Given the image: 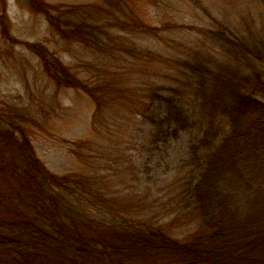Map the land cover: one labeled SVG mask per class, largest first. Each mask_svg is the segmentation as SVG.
Wrapping results in <instances>:
<instances>
[{
  "label": "trees",
  "instance_id": "16d2710c",
  "mask_svg": "<svg viewBox=\"0 0 264 264\" xmlns=\"http://www.w3.org/2000/svg\"><path fill=\"white\" fill-rule=\"evenodd\" d=\"M137 29L152 38L165 30L143 22ZM217 36L234 60L176 59L136 46L129 54L139 63L133 85L76 86L100 109L108 102L99 95L115 96L113 104L129 96L125 105L140 119V135L128 130L138 152L163 154L196 131L186 176L163 205L151 200L133 156L109 152L125 143L121 136L84 172L58 176L29 137L17 135L19 126L0 119V264H264V51L244 48L234 34ZM254 56L261 68L246 63ZM225 183L247 190V213L221 190ZM184 221L191 233L174 236Z\"/></svg>",
  "mask_w": 264,
  "mask_h": 264
},
{
  "label": "rangeland",
  "instance_id": "374dc122",
  "mask_svg": "<svg viewBox=\"0 0 264 264\" xmlns=\"http://www.w3.org/2000/svg\"><path fill=\"white\" fill-rule=\"evenodd\" d=\"M140 22L165 30L159 38L147 37L138 32ZM223 34L243 39L244 48H261L263 56L264 0H0V119L5 127L19 126L17 135H27L39 160L58 176L84 172L121 136L125 143L109 152L133 156L141 182L152 190L151 200L163 205L186 176L196 131L167 145L163 154L138 152L128 130L140 135V119L125 105L129 96L113 104L115 96L99 95L108 102L100 109L98 100L76 86L133 85L140 77L139 63L129 55L136 46L162 57L184 59L191 53L206 62H229L234 59L217 36ZM256 59L246 63L261 68ZM127 119L136 126L129 129ZM221 190L235 196L247 213L246 189L225 183ZM181 226L174 236L191 233L187 221Z\"/></svg>",
  "mask_w": 264,
  "mask_h": 264
}]
</instances>
